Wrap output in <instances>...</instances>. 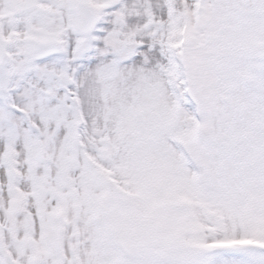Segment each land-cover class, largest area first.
I'll list each match as a JSON object with an SVG mask.
<instances>
[{"label": "snow or ice", "instance_id": "1", "mask_svg": "<svg viewBox=\"0 0 264 264\" xmlns=\"http://www.w3.org/2000/svg\"><path fill=\"white\" fill-rule=\"evenodd\" d=\"M0 264H264V0H0Z\"/></svg>", "mask_w": 264, "mask_h": 264}]
</instances>
